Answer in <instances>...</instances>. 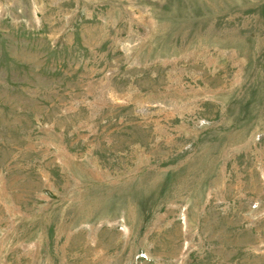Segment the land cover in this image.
Returning <instances> with one entry per match:
<instances>
[{
  "label": "rangeland",
  "instance_id": "374dc122",
  "mask_svg": "<svg viewBox=\"0 0 264 264\" xmlns=\"http://www.w3.org/2000/svg\"><path fill=\"white\" fill-rule=\"evenodd\" d=\"M0 264H264V0H0Z\"/></svg>",
  "mask_w": 264,
  "mask_h": 264
}]
</instances>
